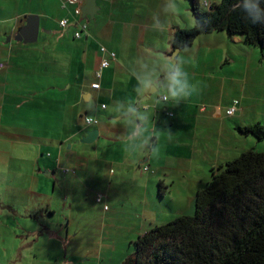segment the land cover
<instances>
[{"label": "crops", "instance_id": "0c3cea01", "mask_svg": "<svg viewBox=\"0 0 264 264\" xmlns=\"http://www.w3.org/2000/svg\"><path fill=\"white\" fill-rule=\"evenodd\" d=\"M85 1L82 0L80 6H71L65 4L66 0H39L40 11L29 13L36 14L39 19L38 37L42 33L43 39L38 51L44 57L39 61V68L42 66L44 70L40 78L47 85L21 82V78L31 74L25 62L31 64L32 61L24 55L31 49L23 46L27 43L22 40L9 46L26 25L28 16L10 30L5 29L4 37L10 36V41L7 46L3 42L0 44V72H6L4 77L0 76V88L5 90L0 94V102L10 108L6 132L15 135L22 131V125L18 130L14 121L16 111L25 107L29 114L23 127L35 128L32 132L37 137V144H44L45 149H49L47 145H58L56 159L49 152L43 153V146L37 147L31 169L36 173L34 176L49 172L50 176L46 177L54 180L63 147L91 130L92 126L84 124V118L95 116L97 119V114L105 111L100 115L99 124L108 126L104 131L109 143L128 144L136 139L135 144H131L129 156L134 158L131 167L137 169L140 204L145 211L140 230H147L143 226H147L146 223L151 228L177 217L190 216L195 194L208 182L212 168L250 149L264 152V141L242 136L236 131V127L257 123L264 127V92L260 90L264 75L260 72L259 56L255 48L245 45L240 37H229L225 32L200 35L192 45L178 52L174 67L187 74L189 91L197 86L203 98H173L168 92V81H160L158 76L160 73L168 75L173 32L194 26L189 1L103 0V6L98 7L94 0L97 12L93 19L102 12L107 22L103 29L104 45L97 44L88 29L82 38L74 36L82 19V13L78 17L76 9H82ZM199 1L203 7L220 2ZM9 4L11 9L12 0H0V14L8 12ZM61 20H67L66 27L60 26ZM0 21L9 23V20ZM100 46L114 53L115 58L97 77L102 58ZM14 49L25 59L13 58ZM63 52L69 64L68 72L62 71L66 75L61 79V82H67L66 89L63 83H56L59 73L56 66ZM156 64L160 67L153 75L151 67ZM149 78L153 84L151 89L146 85ZM192 78L195 79L193 83L190 82ZM153 88L155 93L159 90L154 100L153 94L149 95ZM8 89L10 92L6 91ZM163 96L167 97L166 101L162 100ZM145 97L148 100L142 102ZM103 100L111 101L115 109L112 107L109 111ZM233 100L239 101L238 109L233 116H227L226 110ZM93 104L97 108L95 113ZM32 120L34 125H30ZM96 129L101 134L100 129ZM140 150L142 154L139 155ZM159 182L167 187V192L160 198L163 202L153 195L154 186ZM51 185L55 187L56 181ZM148 203L157 211L154 217H148ZM45 214L50 218L55 212L48 209ZM140 216L138 214L137 219ZM28 218L37 220L32 213ZM44 230L46 233L41 235L25 233L26 240L32 238L26 248L31 252L17 253L11 264H81L75 260L76 253L70 256L67 248L64 255L61 253L62 247L74 238L68 235L69 231L64 238L61 232L45 227ZM41 239L47 245L42 256L41 247H38ZM85 256L88 258L89 253ZM95 264L103 263L98 260Z\"/></svg>", "mask_w": 264, "mask_h": 264}, {"label": "rangeland", "instance_id": "374dc122", "mask_svg": "<svg viewBox=\"0 0 264 264\" xmlns=\"http://www.w3.org/2000/svg\"><path fill=\"white\" fill-rule=\"evenodd\" d=\"M12 2V8L10 9L9 4L8 12L0 14V19L9 20V23L5 24L0 21V44L3 42L4 46L9 45L10 41V36L4 37L5 29L10 30L14 24L23 21L25 16H37L29 14L30 11H40L39 0H12ZM96 3L98 7L104 4L103 0H96ZM76 10L78 17L81 16V7ZM80 21L87 25L88 31L92 32L97 44L104 45L106 37L103 29L107 26V22L103 13L100 12L93 20L81 19ZM42 39L43 35L40 33L36 42L23 45L31 49L24 55L32 62L31 64L25 62V66L31 69V74L21 78V82L38 86L48 84L40 78L44 74L42 66L39 68L40 58L44 57L38 51ZM17 42L15 38L9 46L18 44ZM254 50L262 64L260 72L264 75V52L256 48ZM24 55L19 54L15 49L12 52L13 58L25 59ZM171 63L175 66L172 60ZM68 67V59L63 52L56 66L59 72L56 83L58 82L59 85L63 83L64 89L68 87V84L61 82L62 76L66 75L62 71L66 72ZM159 67V64L151 67L153 75ZM5 73L1 71L0 76L4 77ZM158 78L160 81L167 80V74L160 73ZM194 81L195 79H190V82ZM260 90L264 92V81L261 82ZM4 91L3 87L0 88V94ZM6 91L10 92V89ZM158 93L159 90L151 98L154 100ZM192 97L199 100L203 98V95L201 96L198 92L193 93ZM103 103L108 105L109 111L112 107L114 108L111 101L103 100ZM93 107V113H95L96 105L93 104ZM9 110L7 104L3 106L0 102V264H11L14 256L21 251L29 254L31 250L26 248L29 244L28 240L32 238L26 240L25 233L45 234L44 227L61 232L64 238V234L69 231L68 235L74 238L68 241L67 246L62 247L61 253L64 255L67 248L70 256L76 253L75 260L81 261V264H95L98 260H101L103 264H121L131 254L132 242L155 227L150 228L146 223L147 226H143L147 227V230H140L142 215L145 211L140 204L137 169L131 167L134 158L129 156L131 144H135L136 139L129 141L128 144L109 143L104 131L108 126L99 124L100 115L105 114L103 111L97 114L98 120L93 116L98 124L89 128L91 130L99 128L101 137L92 144H77L79 140L77 138L67 143L62 149V158L58 163L54 180L42 174L34 176L36 173L31 169V162L38 153L37 147L43 146V153L49 152L51 157L56 159L58 145H47L49 149H45L44 144H37V137L32 132L35 128L23 127L26 115L29 114L25 107L16 111L17 117L14 121L16 129L19 130L22 125V131L15 132V135L7 133ZM33 122L32 120L30 125H34ZM143 129L146 131V128ZM70 148L73 149L71 153ZM141 151L139 155L142 154ZM19 157L27 159L22 161ZM66 169L69 172L64 173L63 170ZM33 176L37 179L33 180ZM53 181H56L55 187L51 185ZM157 193L156 184L153 195L157 201L163 202ZM99 195L103 197L101 203L96 201ZM147 205H150L146 209L148 217H154L157 211L150 203ZM105 206L107 209H104ZM48 209L55 212L54 216L47 217L45 213ZM190 209V216H193L194 203ZM30 213L37 216V220H30L28 218ZM138 214L141 215L140 219H137ZM43 240L41 239L38 243V247H41V256L42 250H45L44 247L47 246ZM62 244L64 245L63 242ZM86 253H89L88 258L85 256ZM25 257L28 258V256Z\"/></svg>", "mask_w": 264, "mask_h": 264}, {"label": "trees", "instance_id": "16d2710c", "mask_svg": "<svg viewBox=\"0 0 264 264\" xmlns=\"http://www.w3.org/2000/svg\"><path fill=\"white\" fill-rule=\"evenodd\" d=\"M188 1L194 26L173 32L172 52L212 32L240 37L264 52V16L252 23L241 11L244 0H220L209 7ZM259 7L264 9V0ZM236 131L264 141L258 123ZM166 192L159 182L158 196ZM121 264H264V152L250 149L212 168L210 180L195 194L193 216L177 217L139 236Z\"/></svg>", "mask_w": 264, "mask_h": 264}, {"label": "clouds", "instance_id": "9594fccd", "mask_svg": "<svg viewBox=\"0 0 264 264\" xmlns=\"http://www.w3.org/2000/svg\"><path fill=\"white\" fill-rule=\"evenodd\" d=\"M260 3L261 0H244L241 11L244 13L246 18L251 19L252 23H255L256 18L264 16V9L259 7ZM261 23L264 24V20H262ZM167 81L168 92L173 98L181 97L189 99L193 96V93L197 94L199 91L197 86H193L191 91H189L187 74L179 67H174L171 61H169ZM146 85L149 89L153 87L150 78L146 81Z\"/></svg>", "mask_w": 264, "mask_h": 264}, {"label": "water", "instance_id": "95a60500", "mask_svg": "<svg viewBox=\"0 0 264 264\" xmlns=\"http://www.w3.org/2000/svg\"><path fill=\"white\" fill-rule=\"evenodd\" d=\"M97 10L95 7L94 0H86L84 6L81 9L82 19L85 21L92 20ZM39 33V19L38 16H29L26 21V25L23 26L19 34L17 36V40H22L24 43H34L37 41ZM178 50L173 51L171 55V60L175 63L176 57L178 55ZM155 89L150 90L149 95L155 93ZM148 100V97L143 98L141 101ZM99 136V131L97 129L90 130L85 132L84 136H82L76 143L82 144H92L97 140ZM45 176H50L49 172H44Z\"/></svg>", "mask_w": 264, "mask_h": 264}, {"label": "built area", "instance_id": "2783aa9c", "mask_svg": "<svg viewBox=\"0 0 264 264\" xmlns=\"http://www.w3.org/2000/svg\"><path fill=\"white\" fill-rule=\"evenodd\" d=\"M66 5H71V6H80L82 4V0H66L65 2ZM60 26L62 28L66 27V25L68 24L67 20H61L59 22ZM87 25L84 22H80L78 29L76 30L74 36L77 39L82 38L83 35L87 34ZM99 52L102 55V58L100 60V65L98 70L96 71V76L100 77L102 70L106 69L110 66V62L111 60H113L115 58V54L112 52L107 51V49L103 46L99 47ZM167 97L163 96L162 100L166 101ZM238 105H239V101L238 100H233L231 103V106L228 107V109L226 110V115L227 116H233L237 109H238ZM102 108H104V106H102ZM170 116H172V114H170ZM97 123L96 119L94 117L91 116H86L84 118V124L87 127L93 126ZM145 170H147V168H145ZM103 197L101 195H99L96 199L97 203H101L102 202ZM104 209H107V207L105 206Z\"/></svg>", "mask_w": 264, "mask_h": 264}]
</instances>
